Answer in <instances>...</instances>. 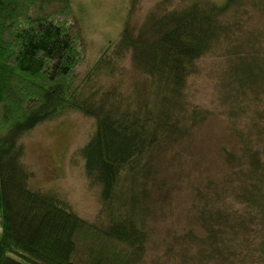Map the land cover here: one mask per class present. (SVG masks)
Wrapping results in <instances>:
<instances>
[{
    "label": "trees",
    "instance_id": "trees-1",
    "mask_svg": "<svg viewBox=\"0 0 264 264\" xmlns=\"http://www.w3.org/2000/svg\"><path fill=\"white\" fill-rule=\"evenodd\" d=\"M149 20L137 37L127 23L113 54L77 85L86 51L71 0H0V264H147L150 223L175 190L163 172L209 117L188 108L183 93L206 56L226 64L221 101L241 148L223 150V180L193 185L202 234L177 236L164 261L177 251L186 264L191 247L213 264L245 261L252 248L264 260V0L195 2ZM129 50L147 84L127 97L118 87L87 93ZM68 111L96 123L82 155L100 189L104 229L29 187L21 140Z\"/></svg>",
    "mask_w": 264,
    "mask_h": 264
},
{
    "label": "rangeland",
    "instance_id": "rangeland-1",
    "mask_svg": "<svg viewBox=\"0 0 264 264\" xmlns=\"http://www.w3.org/2000/svg\"><path fill=\"white\" fill-rule=\"evenodd\" d=\"M195 2L223 5L226 0H71L86 51V62L78 71L77 85L83 84L105 52L110 50L113 54L112 48L117 46L127 23L137 37L155 15L180 10ZM134 55L133 50L124 51L120 56V69L111 76H95L87 85V93L118 87L122 96L127 97L136 85H146L147 76L134 68ZM196 68L197 71L188 77L183 93L188 108L200 107L208 111L209 117L203 125L192 130L188 140L181 145L180 157L163 172L164 179L175 190L150 223L147 264H153L155 260L157 264H183L177 251L169 255L168 261H164L163 256H166V247L177 236L185 235L190 229L202 234L192 211L195 202L192 187L210 179L215 182L223 180L229 172L223 150L238 152L241 148L234 138L229 105L221 101V78L226 64L216 56H206L198 61ZM235 124L242 126L243 120L238 119ZM95 129L93 118L79 111H68L41 124L21 140L25 148L22 164L30 175L29 187L32 190L57 195L85 222L104 229L107 223L100 189L87 178L82 155ZM231 200L228 199L229 202ZM235 208L241 209L239 204ZM255 243L258 241L254 239ZM256 249L247 252L245 261L237 256L232 264H264ZM188 255L190 260L186 264H213L203 261L199 250L194 247Z\"/></svg>",
    "mask_w": 264,
    "mask_h": 264
}]
</instances>
